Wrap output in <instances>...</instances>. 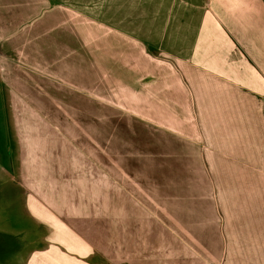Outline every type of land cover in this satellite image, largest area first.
Here are the masks:
<instances>
[{
  "label": "crops",
  "instance_id": "obj_1",
  "mask_svg": "<svg viewBox=\"0 0 264 264\" xmlns=\"http://www.w3.org/2000/svg\"><path fill=\"white\" fill-rule=\"evenodd\" d=\"M0 89V264H264L263 0H0Z\"/></svg>",
  "mask_w": 264,
  "mask_h": 264
},
{
  "label": "rangeland",
  "instance_id": "obj_2",
  "mask_svg": "<svg viewBox=\"0 0 264 264\" xmlns=\"http://www.w3.org/2000/svg\"><path fill=\"white\" fill-rule=\"evenodd\" d=\"M1 89H0V165H3L4 162H6L7 164H9L8 159H4V155H5V149H8L9 146L11 145V141L9 138V135L7 133V113H6V108L4 105H2V93H1ZM8 146V147H7ZM14 217L10 216L8 217V224H10L9 226L14 225Z\"/></svg>",
  "mask_w": 264,
  "mask_h": 264
},
{
  "label": "trees",
  "instance_id": "obj_3",
  "mask_svg": "<svg viewBox=\"0 0 264 264\" xmlns=\"http://www.w3.org/2000/svg\"><path fill=\"white\" fill-rule=\"evenodd\" d=\"M264 1V0H263Z\"/></svg>",
  "mask_w": 264,
  "mask_h": 264
}]
</instances>
